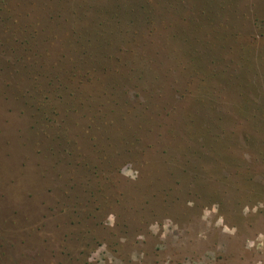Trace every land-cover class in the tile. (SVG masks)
<instances>
[{
	"label": "rangeland",
	"instance_id": "1",
	"mask_svg": "<svg viewBox=\"0 0 264 264\" xmlns=\"http://www.w3.org/2000/svg\"><path fill=\"white\" fill-rule=\"evenodd\" d=\"M262 1L244 3L264 7ZM42 3L28 17L27 6L17 7L20 21L57 30L45 21ZM86 22L91 26L82 23L84 29H98L90 17ZM1 27L0 264H264V125L251 126L239 115L236 90L225 87L221 98L208 94L210 112L218 110L226 128L218 138L211 132L190 147L168 142V132L159 130L147 137L149 146L133 148L132 160L112 161L108 171L109 157L128 149L119 129L105 118L103 127L90 130V115L69 111L59 99L43 116L35 76L5 49L12 37ZM38 35L24 60L39 59L35 54L48 47L44 62H58L60 44ZM69 64L66 59L57 69ZM137 90L128 89L129 96ZM251 96L246 106L261 115L264 95ZM197 104L191 99L185 110L208 120L210 112ZM117 125L130 139L124 123ZM97 163L99 176L92 170Z\"/></svg>",
	"mask_w": 264,
	"mask_h": 264
},
{
	"label": "trees",
	"instance_id": "2",
	"mask_svg": "<svg viewBox=\"0 0 264 264\" xmlns=\"http://www.w3.org/2000/svg\"><path fill=\"white\" fill-rule=\"evenodd\" d=\"M41 1L45 21L54 23L57 30L20 21L17 7L27 6L28 17L36 6L41 7ZM104 1L114 3L113 7L96 5L93 0H0V23L2 33L12 37V45L5 49L20 55L16 62H23L26 71L35 76L43 116L49 117L56 107L53 102L59 99L71 112L86 111L90 130L103 127L105 118L110 119L108 126L119 129L121 143L128 149L109 157L108 171L112 161L132 160L133 148L149 146L147 137L159 130L168 132V142L184 140L190 147L202 143L208 133L217 137L226 129L224 120L218 110L216 116V110L210 112L214 106L209 107L207 98L208 94L221 98L225 87L239 95L242 118L255 127L264 125V112L259 115L246 106L251 95H264V7L244 0ZM67 8L71 9L69 15ZM240 11L250 22V30L241 22ZM172 15L185 21L187 28L177 26ZM89 17L97 30L81 26H91L86 22ZM163 30L172 34L164 35ZM41 32L46 35L44 41L60 44L58 62H44L48 47L35 54L39 59L24 60L27 53L34 52ZM66 59L70 64L58 70ZM103 75H108L107 80ZM133 87L138 89L135 97L128 94ZM191 99L210 112V120L185 110ZM259 109L263 111L264 104ZM118 122L132 132L130 139ZM100 143L95 141L94 146ZM118 145L115 141L109 144ZM98 168V163L92 167L97 176Z\"/></svg>",
	"mask_w": 264,
	"mask_h": 264
}]
</instances>
